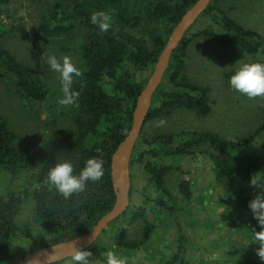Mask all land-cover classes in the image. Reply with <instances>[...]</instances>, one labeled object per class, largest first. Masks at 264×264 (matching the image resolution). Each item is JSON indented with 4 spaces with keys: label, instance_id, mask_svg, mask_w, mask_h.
<instances>
[{
    "label": "trees",
    "instance_id": "trees-1",
    "mask_svg": "<svg viewBox=\"0 0 264 264\" xmlns=\"http://www.w3.org/2000/svg\"><path fill=\"white\" fill-rule=\"evenodd\" d=\"M195 1L149 0L145 4H137L133 14L125 0H51L47 20L38 29L47 37H69L70 44L66 50L79 55L82 76L75 78L73 83V90L80 92L79 107H72L73 128H55L43 141V155L38 168L35 158L28 151L14 149V133L0 112V178H5L4 196L0 199V264H17L34 250L81 235L111 209L115 200L111 155L127 135L124 130L128 133L130 129L136 99L147 81L146 78H138V73L153 69L169 33ZM221 1H210L198 16L208 17L207 26L190 37L185 36L187 30L171 53L168 68L153 94L158 98L155 104L151 102L144 125L177 109L192 112L200 118L209 115L211 106L207 88L191 82L185 72L187 49L197 37L224 47H237L252 55L264 50L260 34L228 15L220 5ZM8 2L0 0V5ZM98 11L113 15L112 30L101 32L91 23V15ZM162 27L166 28L165 32L158 31ZM0 66L14 78L17 91L25 99H45L46 81L2 45ZM180 133L183 136L179 140H175L172 133L143 138L144 149L140 151H136L135 144L129 167L134 161L143 162L145 156L153 158L144 162L143 169L148 184L158 195L148 197L152 207L148 208L146 200L134 209L129 214L131 221L142 219L146 235L152 228L149 221L151 213H171L176 204L167 187L166 177L174 166L166 164L165 160L173 156L198 154L211 161L224 178L233 204L256 226L257 221L253 219L248 204L257 189L251 188L249 183L252 174L264 172V114L260 125L239 141L222 139L211 132ZM257 138L260 143L252 146ZM91 158L103 160L104 175L100 182L90 181L85 193L65 200L44 183L55 164L71 161L74 175H79ZM31 171H34L31 190L21 192L14 189L18 176ZM131 190L130 184L129 197ZM179 191L184 198H190L187 182L180 184ZM27 197L34 201L40 233L32 223L19 221L20 210ZM127 212L128 208L119 217ZM175 223L178 229L173 252L160 264H189L186 237L179 223ZM122 231L117 240L120 245ZM20 240H28L29 244L23 246ZM127 245L136 246L135 243ZM92 246L86 251L93 252L96 259L106 264V258Z\"/></svg>",
    "mask_w": 264,
    "mask_h": 264
},
{
    "label": "rangeland",
    "instance_id": "rangeland-1",
    "mask_svg": "<svg viewBox=\"0 0 264 264\" xmlns=\"http://www.w3.org/2000/svg\"><path fill=\"white\" fill-rule=\"evenodd\" d=\"M125 1L129 4V11L135 14L137 4H145L149 0ZM50 5L51 0H9L0 5V45L45 80L47 85L44 100H27L17 91L14 78L0 66V112L14 133V149L28 151L36 160V168L43 155V141L49 133L55 128H73L72 107L58 104L63 97L58 73L50 70L42 57L44 54L54 55L62 63L63 57L68 56L81 70L79 55L66 50L70 44L69 37H47L38 29L47 20ZM220 5L236 21L260 34L264 43V0H222ZM208 23V17L202 15L185 36L190 37ZM165 30L164 27L158 28L159 32ZM245 63L264 64V50L252 55L237 47H224L199 37L194 39L185 56V72L191 82L207 88L211 106L209 115L200 118L192 112L177 109L157 116L144 125L141 138L135 143L136 151L144 149L143 138L158 133H172L174 139L179 140L183 136L181 131L211 132L229 141H239L251 134L262 122L264 99L250 100L230 85V78ZM152 70L139 72L138 78L148 79ZM163 87L166 88V85ZM157 98L155 94L152 103L155 104ZM159 120H165L166 124L157 127ZM259 138L252 146L260 143ZM150 160L153 158L145 156L143 162L132 163L128 212L108 224L93 243L94 249L103 257L104 252L113 251L117 257L126 260V264H160L173 252L177 222L186 237L189 264H264L256 255L259 245L254 243L251 232L252 229L261 230L258 222L256 226L252 225L236 208L224 178L204 155L173 156L165 160L166 164L174 166L166 177V183L175 200V209L171 213H151L149 221L152 228L145 235L142 219L131 221L129 214L148 197L158 195L148 184L143 169L144 162ZM33 173L20 174L14 189L30 191ZM3 180L4 177L0 178V199L4 196ZM182 182L189 184V199L179 191ZM146 205L152 207L150 199ZM34 212V201L27 197L22 204L19 221L32 223L40 233L41 226ZM121 230L122 245L117 243ZM19 243L26 246L29 241L20 240ZM130 243L136 246L129 247L127 244ZM93 258L96 259L94 255ZM68 262L69 258H66L57 264Z\"/></svg>",
    "mask_w": 264,
    "mask_h": 264
},
{
    "label": "clouds",
    "instance_id": "clouds-1",
    "mask_svg": "<svg viewBox=\"0 0 264 264\" xmlns=\"http://www.w3.org/2000/svg\"><path fill=\"white\" fill-rule=\"evenodd\" d=\"M91 23L99 28L101 32H108L113 29V15L109 12L98 11L91 15ZM118 31V29H115ZM43 62L50 70L59 74V81L62 87L63 97L58 100V104L63 107H79L80 92L73 90L75 78L82 76V71L78 69L68 56L63 57L62 63L54 55L44 54ZM231 87L246 96L248 99H264V64L245 63L230 78ZM165 120L156 122L157 127H163ZM127 134V130H124ZM103 160L91 158L86 161L85 167L79 173L74 175V165L71 161H64L55 164L47 175L44 183L50 190L58 192L65 200L73 195L79 196L85 193L88 183H97L102 180L104 175ZM249 186L259 191L254 198L249 201L248 207L251 210L253 219H255L261 230L252 229L254 243L259 247L256 255L261 261H264V172H258L251 175ZM68 264H99V261L93 258V252L81 250L75 242L70 245ZM106 258V264H126V260L117 257L113 251L103 253ZM49 264L55 260L54 255L47 256Z\"/></svg>",
    "mask_w": 264,
    "mask_h": 264
},
{
    "label": "water",
    "instance_id": "water-1",
    "mask_svg": "<svg viewBox=\"0 0 264 264\" xmlns=\"http://www.w3.org/2000/svg\"><path fill=\"white\" fill-rule=\"evenodd\" d=\"M210 1L196 0L183 13L180 20L169 33L166 43L154 64L152 73L136 99L130 129L111 155V180L115 194V200L111 209L103 214L85 233L72 239L34 250L25 255L17 264H49L47 259L49 254L55 257L52 263L62 261L69 258L70 245L73 242L81 250H86L97 240L110 222L127 210L130 189V158L149 112L153 94L160 85L168 68L171 53L180 43L188 28L206 9Z\"/></svg>",
    "mask_w": 264,
    "mask_h": 264
}]
</instances>
